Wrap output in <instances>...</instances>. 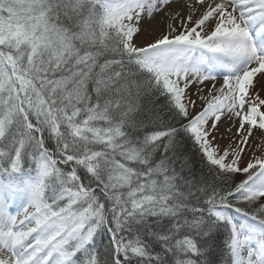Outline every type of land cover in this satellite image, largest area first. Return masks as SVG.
Here are the masks:
<instances>
[{
	"label": "snow or ice",
	"instance_id": "6c2138e0",
	"mask_svg": "<svg viewBox=\"0 0 264 264\" xmlns=\"http://www.w3.org/2000/svg\"><path fill=\"white\" fill-rule=\"evenodd\" d=\"M0 264H264V0H0Z\"/></svg>",
	"mask_w": 264,
	"mask_h": 264
},
{
	"label": "rangeland",
	"instance_id": "374dc122",
	"mask_svg": "<svg viewBox=\"0 0 264 264\" xmlns=\"http://www.w3.org/2000/svg\"><path fill=\"white\" fill-rule=\"evenodd\" d=\"M149 23H150L149 21L144 22L143 28L145 31L139 37L136 38V42L138 44L144 43L147 39H151L154 36H157L160 34V28L150 27ZM153 29H155V31H153ZM149 33H151V35H149ZM193 91H195V89H193ZM197 103L199 104L200 102L198 101ZM224 126L225 125L223 123L220 125L221 132H223ZM217 137L218 139L216 142L220 144L221 148H223L228 143L227 139H224V140L219 139V133H217ZM257 155H259V153H257ZM249 159H250V155H245L244 162H247ZM242 166H243V163H242ZM237 176L238 177H236V180L238 181L243 178L242 175H237ZM18 210H19V204H17V207L14 209V211H18Z\"/></svg>",
	"mask_w": 264,
	"mask_h": 264
},
{
	"label": "bare ground",
	"instance_id": "6f19581e",
	"mask_svg": "<svg viewBox=\"0 0 264 264\" xmlns=\"http://www.w3.org/2000/svg\"><path fill=\"white\" fill-rule=\"evenodd\" d=\"M161 17H156L154 20L150 21L149 26L150 27H155V28H161L162 26L160 25L159 21H160ZM209 86L211 84V82H206Z\"/></svg>",
	"mask_w": 264,
	"mask_h": 264
},
{
	"label": "trees",
	"instance_id": "16d2710c",
	"mask_svg": "<svg viewBox=\"0 0 264 264\" xmlns=\"http://www.w3.org/2000/svg\"><path fill=\"white\" fill-rule=\"evenodd\" d=\"M193 163L196 165L197 171H199V168H200V157H199V154H193ZM236 177H238V176H236Z\"/></svg>",
	"mask_w": 264,
	"mask_h": 264
}]
</instances>
